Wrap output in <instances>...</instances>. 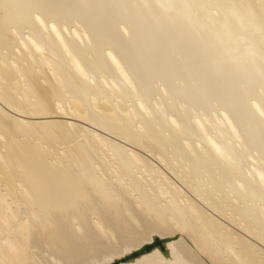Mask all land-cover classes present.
I'll use <instances>...</instances> for the list:
<instances>
[{
	"label": "bare ground",
	"instance_id": "obj_1",
	"mask_svg": "<svg viewBox=\"0 0 264 264\" xmlns=\"http://www.w3.org/2000/svg\"><path fill=\"white\" fill-rule=\"evenodd\" d=\"M114 261L264 264V0H0V264Z\"/></svg>",
	"mask_w": 264,
	"mask_h": 264
},
{
	"label": "water",
	"instance_id": "obj_2",
	"mask_svg": "<svg viewBox=\"0 0 264 264\" xmlns=\"http://www.w3.org/2000/svg\"><path fill=\"white\" fill-rule=\"evenodd\" d=\"M156 247H158L162 252H165L164 242H162V240H160L159 238H156L151 244L141 247L139 250L131 253L130 255L138 256L143 252H150L152 249ZM119 263H120L119 261H114L110 264H119Z\"/></svg>",
	"mask_w": 264,
	"mask_h": 264
},
{
	"label": "rangeland",
	"instance_id": "obj_3",
	"mask_svg": "<svg viewBox=\"0 0 264 264\" xmlns=\"http://www.w3.org/2000/svg\"><path fill=\"white\" fill-rule=\"evenodd\" d=\"M156 164H157V163H155L154 165H156ZM158 165H161V164H158ZM156 166H157V165H156ZM159 167H160V166H158V168H159ZM162 167H163V166H161L159 169H161ZM161 170H164V169H161ZM161 173H162V174H165L166 171H161ZM188 195H189V194H188ZM190 196L193 197L194 195H190ZM193 198H194V197H193ZM104 229H106L105 231H107V232L109 231V228H104ZM104 234H105L104 236H106V235L108 236V238H106V237H104V238H105L106 240L108 239L109 241L111 240V241H112L111 244H113V243H114V239H113V238L116 239L115 235H114L113 238L110 239V238H109V234L112 235V233H111L110 231H109V234H108V233H104ZM111 235H110V237H112ZM112 239H113V240H112ZM109 241H107V242L105 241V242L108 243ZM108 244H110V243H108Z\"/></svg>",
	"mask_w": 264,
	"mask_h": 264
}]
</instances>
